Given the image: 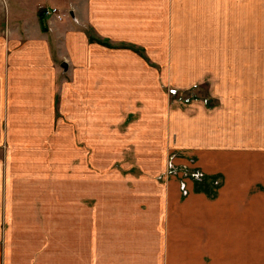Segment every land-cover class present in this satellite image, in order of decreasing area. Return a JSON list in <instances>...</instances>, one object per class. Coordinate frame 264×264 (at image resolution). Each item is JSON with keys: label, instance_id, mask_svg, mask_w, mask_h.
Here are the masks:
<instances>
[{"label": "crops", "instance_id": "1", "mask_svg": "<svg viewBox=\"0 0 264 264\" xmlns=\"http://www.w3.org/2000/svg\"><path fill=\"white\" fill-rule=\"evenodd\" d=\"M208 78L220 106L167 107L161 84ZM112 107L119 119L136 109L131 135L165 137L204 180L224 174L216 199L206 182L183 197L176 178L157 180L165 157L140 179L86 183L74 162L60 177V150ZM0 264H264V0L0 5Z\"/></svg>", "mask_w": 264, "mask_h": 264}, {"label": "rangeland", "instance_id": "2", "mask_svg": "<svg viewBox=\"0 0 264 264\" xmlns=\"http://www.w3.org/2000/svg\"><path fill=\"white\" fill-rule=\"evenodd\" d=\"M0 5L5 10L6 0H0ZM57 5L61 7V4ZM159 87L166 93L169 105H167V107L173 105L187 106L192 103H200L206 109L212 110L214 107L221 105L219 97L216 96V92L213 88L214 83L211 82L209 78L202 84L198 82L186 89L170 87L166 83L163 85L161 84ZM136 111L137 110L135 109L133 112L127 113L125 119H119L118 116L114 114V108L112 107L108 114L103 113L102 122L100 124L98 121L90 122L86 120V138H76V143H74V138H69V143L66 144V148L60 150V155L66 156L67 161L70 164L68 165L67 163V169H60V177L72 173L73 169L71 168V165L74 162L76 168L78 166L82 167L86 165V169H84L86 183L91 182L90 180L104 176L114 178V173L122 177L134 176L137 179H140L141 175H145L148 170L151 171L150 173L156 171L153 166L150 169H147L148 162H151L150 165L157 163L159 165L160 159L165 157L164 170L157 176V180L161 182L170 178H176L178 186L181 188V196L183 197L187 196V186L189 182L199 183V186L205 185L206 182V186L208 187L205 186L203 188L204 191H206L204 192L205 198L208 201L216 199L217 190H221L223 183H225V175L217 174L213 179L208 176L207 180H204L206 173L197 165L196 157L193 155H187L183 149L174 148L173 145L169 144L167 141L166 144H164L165 137L157 134L155 136L148 135L138 136L136 138L133 137L131 135L132 126L130 123H135L138 118V113ZM235 115H240L239 110L236 107ZM106 118H113L116 120H107L106 122ZM115 121V126H113V122ZM95 130L96 134L94 133ZM132 148H136L137 152H132ZM83 149H85V151H83ZM250 154L251 157H249V161L251 165L259 162L257 152H252ZM253 155H256V157H252ZM243 160V158H240V169L244 167ZM237 161L238 157L236 156L235 163ZM64 163L66 162L60 161V165ZM121 164L124 165L123 168L121 167ZM105 166H107V168H105ZM200 173L201 176L198 177ZM250 176L252 182L258 177L253 169ZM75 177L76 179H82L80 175H76ZM211 180L215 182L213 183V186H215L214 188L211 187ZM158 185L163 190L164 187L160 184ZM87 186L88 185H86V187ZM148 187L151 188L149 185ZM74 188L82 189L83 187L80 185L74 186ZM260 188H257L254 191H262ZM90 203L92 204L93 201H90Z\"/></svg>", "mask_w": 264, "mask_h": 264}, {"label": "built area", "instance_id": "3", "mask_svg": "<svg viewBox=\"0 0 264 264\" xmlns=\"http://www.w3.org/2000/svg\"><path fill=\"white\" fill-rule=\"evenodd\" d=\"M42 12L45 16L48 17H55L57 20H61L63 18V14L55 7H49V8H42ZM201 176V173L198 175V177Z\"/></svg>", "mask_w": 264, "mask_h": 264}, {"label": "water", "instance_id": "4", "mask_svg": "<svg viewBox=\"0 0 264 264\" xmlns=\"http://www.w3.org/2000/svg\"><path fill=\"white\" fill-rule=\"evenodd\" d=\"M61 66L63 67L64 70H66V64L62 63Z\"/></svg>", "mask_w": 264, "mask_h": 264}]
</instances>
